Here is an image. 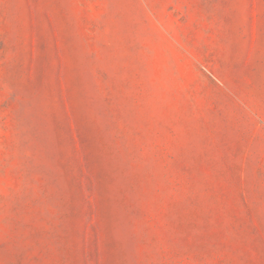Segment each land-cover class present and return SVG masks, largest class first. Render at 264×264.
Segmentation results:
<instances>
[{"label":"rangeland","instance_id":"1","mask_svg":"<svg viewBox=\"0 0 264 264\" xmlns=\"http://www.w3.org/2000/svg\"><path fill=\"white\" fill-rule=\"evenodd\" d=\"M0 264H264V0H0Z\"/></svg>","mask_w":264,"mask_h":264}]
</instances>
